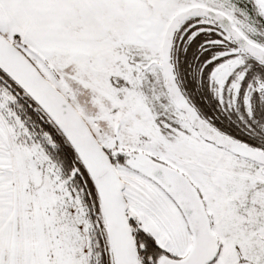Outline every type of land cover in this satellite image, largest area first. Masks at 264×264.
<instances>
[{
    "label": "snow or ice",
    "instance_id": "obj_1",
    "mask_svg": "<svg viewBox=\"0 0 264 264\" xmlns=\"http://www.w3.org/2000/svg\"><path fill=\"white\" fill-rule=\"evenodd\" d=\"M0 264H264V0H0Z\"/></svg>",
    "mask_w": 264,
    "mask_h": 264
}]
</instances>
